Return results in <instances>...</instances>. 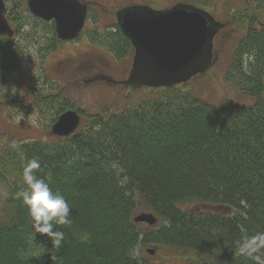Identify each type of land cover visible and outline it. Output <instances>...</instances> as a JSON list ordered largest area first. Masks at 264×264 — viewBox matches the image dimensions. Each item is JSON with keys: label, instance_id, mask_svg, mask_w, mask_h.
<instances>
[{"label": "trees", "instance_id": "1", "mask_svg": "<svg viewBox=\"0 0 264 264\" xmlns=\"http://www.w3.org/2000/svg\"><path fill=\"white\" fill-rule=\"evenodd\" d=\"M16 1L15 10L5 12L15 33H0V88L6 72L26 63L29 47H37L41 64L61 43L54 20L29 13L20 18L18 8L28 11L26 0ZM187 1L200 7L213 2ZM243 1L236 15L247 27L227 79L251 103H211L179 86L150 89L121 107L88 113L67 136L0 145V264H149L134 256L142 245L197 258L152 264H264V253L261 260L242 256L234 246L244 235L264 232V0ZM81 33L115 58L132 57L130 40L116 22ZM17 34L24 44L13 42ZM44 82L26 93L24 106L46 114L52 124L74 105L56 83L46 76ZM33 158L41 164L37 176H50L51 190L71 208V225L57 226L65 234L59 249L35 232L15 196L25 187L23 166ZM192 202L189 209L180 206ZM139 210L153 212L159 224L134 222ZM43 251L48 256H35Z\"/></svg>", "mask_w": 264, "mask_h": 264}, {"label": "rangeland", "instance_id": "2", "mask_svg": "<svg viewBox=\"0 0 264 264\" xmlns=\"http://www.w3.org/2000/svg\"><path fill=\"white\" fill-rule=\"evenodd\" d=\"M100 1L102 2L99 7L100 15H98V23L99 27H102L103 25L109 24V22H113L114 12L126 3H145L154 8H164L178 0ZM4 3L7 10H15L14 4L19 3V1L4 0ZM104 3L107 5L106 10L111 11L106 12L108 15L104 13L103 7L106 6ZM244 5L245 2L243 0H213L211 7H206V10L213 12L212 14L225 24L214 40L217 49L214 53L215 57L211 66L205 73L188 80L182 87L191 90L192 93L207 99L211 103H218L225 99L230 100L235 105L241 106L252 102V99L248 95L242 93L240 89L227 79V71L232 53L247 27V21L245 19H239L238 15H236V10L244 9ZM248 6L254 8V4H249ZM27 13H29V11L24 12L21 8H18V15L20 18L26 19ZM233 13L234 15L232 16ZM93 15L97 14L90 11L88 22L86 20L88 25H91V16ZM110 15L111 17H109ZM28 29L29 26H25L24 30ZM220 38L222 39L221 42ZM20 41V37L17 34L13 42L20 44L25 43ZM97 47L90 44L81 34L75 40L63 41L55 51L48 54L41 61V64L39 61L40 59H38L35 54L37 47H29L27 49L26 55H28V58L26 63L18 70L6 72L3 77V86L0 88V145L5 140H11L9 144L14 146L21 141L42 139L51 135L49 131L51 124L50 118H48L49 116L35 110H26L25 106L8 104L9 101L6 99L10 98L11 100H17L22 93L27 90L32 88L36 90L40 89V83L45 85L43 72L51 81L57 84L59 81L60 85L63 84L65 87L63 90L66 91L65 94L74 99L75 105L86 112H102L105 106L114 108L115 104H120L135 97L139 99L142 96L140 94L145 91L143 88L133 89L122 84H112L106 81H95L87 85L82 80L84 76L95 71L90 70L93 64H90L91 59L88 60V57H93L97 64H104L105 67L108 68H111L114 61L118 59L103 48ZM124 59L131 62V55L126 56ZM80 60L83 62L78 64ZM105 62L107 63L105 64ZM115 64L118 65V63ZM110 72H112L113 75H117V70L111 68ZM45 91V88L41 90L42 93ZM75 109L78 110L77 108ZM21 112L24 117L17 122L16 117ZM50 114L53 115L52 112ZM81 118L82 121H85L86 115L81 114ZM5 143L8 144V142ZM192 205L193 202L181 204L180 206L184 209H189ZM142 211L145 210H139L138 213ZM147 249H154L155 253L150 255ZM42 253L43 257L48 256L45 251L35 256H40ZM138 255L145 257L149 264L157 262H186L188 260V262H195L197 259L193 252L174 250L168 247L156 248L151 245L138 246L134 256L137 257ZM257 259L260 258L258 257Z\"/></svg>", "mask_w": 264, "mask_h": 264}, {"label": "water", "instance_id": "3", "mask_svg": "<svg viewBox=\"0 0 264 264\" xmlns=\"http://www.w3.org/2000/svg\"><path fill=\"white\" fill-rule=\"evenodd\" d=\"M90 4L93 3L87 0H26L33 16L54 20L56 37L62 41L79 35ZM114 16L134 48L128 76L120 81L132 87H167L205 73L214 59L213 38L225 24L211 11L186 0L165 8L145 3L122 5ZM0 32L7 37L14 34L5 17L3 0H0ZM97 77L115 82L105 74ZM79 122V114L69 109L58 116L50 132L56 136L69 135ZM134 220L152 225L157 218L150 212H142Z\"/></svg>", "mask_w": 264, "mask_h": 264}, {"label": "clouds", "instance_id": "4", "mask_svg": "<svg viewBox=\"0 0 264 264\" xmlns=\"http://www.w3.org/2000/svg\"><path fill=\"white\" fill-rule=\"evenodd\" d=\"M23 113L17 115L19 122L23 119ZM41 168L40 161L33 158L23 166L22 187L15 193L17 199H21L27 207L35 232L46 234L56 249L61 247L65 234L57 226H69L70 206L65 197L59 192H53L49 186L51 177L41 178L37 171ZM57 228V230H53ZM235 252L238 255L258 258V254L264 253V232L254 235H244L234 241Z\"/></svg>", "mask_w": 264, "mask_h": 264}, {"label": "flooded vegetation", "instance_id": "5", "mask_svg": "<svg viewBox=\"0 0 264 264\" xmlns=\"http://www.w3.org/2000/svg\"><path fill=\"white\" fill-rule=\"evenodd\" d=\"M91 1V0H90ZM90 6V5H89ZM88 6V7H89ZM93 6V5H92ZM220 32H221V30H220ZM220 32H218L215 36H214V38H213V42H214V40L217 38V36H218V34L220 33ZM222 41V39L220 38V42ZM216 47H215V45H214V49H215ZM50 54V53H49ZM124 58H126V57H122V58H120V59H117V60H115L114 61V64H112L111 65V68L112 69H114V70H117L118 71V74H117V76H115L114 78L115 79H123L125 76H126V74H127V72H128V70H129V68H130V62H128V60H125ZM89 59H91V63L90 64H93V66L91 67V69L90 70H95V71H93V72H91L90 74H88V75H86V76H84V77H87L86 79H85V81L87 80V79H90V78H93L94 76H96V75H98V73L99 72H103V71H105L104 73H106V74H109L106 70H110L108 67H105V65L104 64H102V65H100V64H97V62H96V60L93 58V57H88V60ZM117 61V62H116ZM122 61H123V63H122ZM83 61L82 60H80L79 61V64L80 63H82ZM107 62H105V64H106ZM115 63H118V65L117 64H115ZM90 64H88V65H90ZM84 67H86V66H84ZM42 69H43V67H42ZM125 72H126V74H125ZM65 75H66V73H65ZM110 75V74H109ZM84 79V78H83Z\"/></svg>", "mask_w": 264, "mask_h": 264}]
</instances>
